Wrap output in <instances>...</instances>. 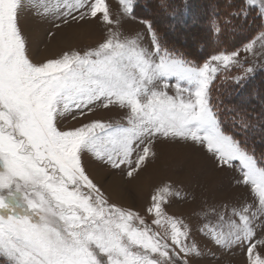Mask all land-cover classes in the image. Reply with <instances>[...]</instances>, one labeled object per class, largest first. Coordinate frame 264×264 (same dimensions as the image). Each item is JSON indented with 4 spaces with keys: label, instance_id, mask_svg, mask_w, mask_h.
Masks as SVG:
<instances>
[{
    "label": "rangeland",
    "instance_id": "obj_1",
    "mask_svg": "<svg viewBox=\"0 0 264 264\" xmlns=\"http://www.w3.org/2000/svg\"><path fill=\"white\" fill-rule=\"evenodd\" d=\"M244 2L261 31L195 65L129 0H0V264H264V171L210 95L264 70Z\"/></svg>",
    "mask_w": 264,
    "mask_h": 264
},
{
    "label": "trees",
    "instance_id": "obj_2",
    "mask_svg": "<svg viewBox=\"0 0 264 264\" xmlns=\"http://www.w3.org/2000/svg\"><path fill=\"white\" fill-rule=\"evenodd\" d=\"M129 1L133 17L148 24L161 50L195 65L238 50L262 29L259 14L244 0ZM227 75L212 87L214 113L222 132L264 171V70L238 81Z\"/></svg>",
    "mask_w": 264,
    "mask_h": 264
}]
</instances>
